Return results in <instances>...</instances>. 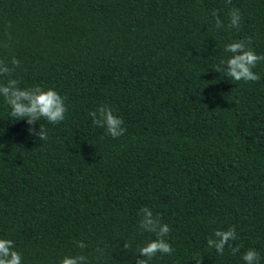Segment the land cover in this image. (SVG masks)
I'll return each mask as SVG.
<instances>
[{"label":"trees","instance_id":"16d2710c","mask_svg":"<svg viewBox=\"0 0 264 264\" xmlns=\"http://www.w3.org/2000/svg\"><path fill=\"white\" fill-rule=\"evenodd\" d=\"M249 37L264 55V0H0V59L20 61L21 88L54 89L68 108L35 125L42 142L0 97V238L22 264H136L156 239L139 229L142 207L175 250L149 264H244L249 249L264 264V62L258 82L214 72ZM105 105L124 120L118 139L89 116ZM233 226L238 254L207 246Z\"/></svg>","mask_w":264,"mask_h":264},{"label":"clouds","instance_id":"9594fccd","mask_svg":"<svg viewBox=\"0 0 264 264\" xmlns=\"http://www.w3.org/2000/svg\"><path fill=\"white\" fill-rule=\"evenodd\" d=\"M232 0H226L231 4ZM212 19L217 30L225 28L224 20L221 19L217 11L212 12ZM241 14L239 9L232 8L228 12L227 28L239 30L241 24ZM253 43L252 38L228 43L225 46V52L231 56L227 60H221L216 65L214 72L222 74L230 81L258 82L261 77L253 71L257 64L264 62V55H258L250 47ZM20 67V61L12 56L10 59H0V78L6 82L0 83V97L10 108L9 117L16 121H26L30 126L28 129L31 137H38L42 142L47 141L48 133L41 123L39 131L35 125L38 122L46 121L48 124H59L65 120L68 108L66 107V97H62L54 89L45 90L42 87L21 88L20 81L13 78L16 69ZM92 123L105 129L106 134L114 139L125 135L126 128L123 127L124 120L113 113L108 106H101L97 111L89 113ZM139 229L141 232L153 233L155 240L148 242L145 246L138 247L136 255L143 259H137L136 264H149L157 255H171L175 251L166 237L171 231L169 225L161 223L151 209L142 207L138 213ZM214 237V238H213ZM213 237L207 239V246L215 249L216 253L223 255L226 246L230 249L232 255L240 252V247L233 246L231 242L237 240L236 228L230 227L227 230H216ZM78 248H86L83 241H74ZM130 245L124 243V251H129ZM98 252L101 250L98 248ZM259 253L255 249H249L243 256L244 264H259ZM196 264H202L203 258L193 256ZM0 264H22V255L15 250V243L11 239L0 238ZM60 264H88L87 257L84 255L66 256Z\"/></svg>","mask_w":264,"mask_h":264}]
</instances>
